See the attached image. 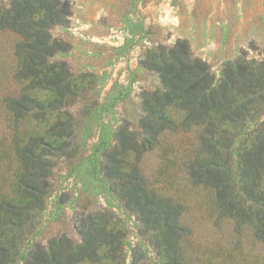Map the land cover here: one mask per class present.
<instances>
[{
  "label": "rangeland",
  "instance_id": "374dc122",
  "mask_svg": "<svg viewBox=\"0 0 264 264\" xmlns=\"http://www.w3.org/2000/svg\"><path fill=\"white\" fill-rule=\"evenodd\" d=\"M69 2L70 22L52 31L62 50L51 62L69 73L63 102L40 77L17 78L21 37L0 31V203L18 206L2 237L10 250L8 262L25 264L38 244L55 235L79 241L80 229L99 223L122 242L118 252L113 255L104 246L97 259L76 264H172L156 231L141 227L121 199L120 183L106 177L107 154L122 129L141 131L145 94L160 84L159 75L142 63L149 49L187 40L218 82L230 60H264V0ZM24 94L44 106L30 110L26 100L29 106L18 116L10 100ZM164 111L178 126L186 117L177 101ZM33 138H38L36 146ZM196 139L192 130H165L159 144L139 158L118 149L119 167L127 170L138 160L148 185L182 204L180 222L186 230L179 253L185 264H264V237L252 224L220 218L215 190L189 181L185 161L197 148ZM27 147H35L41 161L33 196L34 181L20 152ZM233 158L235 169L236 151ZM21 180L29 185L27 192ZM5 218L0 210L1 221Z\"/></svg>",
  "mask_w": 264,
  "mask_h": 264
},
{
  "label": "trees",
  "instance_id": "16d2710c",
  "mask_svg": "<svg viewBox=\"0 0 264 264\" xmlns=\"http://www.w3.org/2000/svg\"><path fill=\"white\" fill-rule=\"evenodd\" d=\"M71 13L69 0H0V31L11 30L21 37L16 44L21 57L17 78L40 77L41 84L47 82L57 90L59 102L65 96L68 71L59 72L51 62L62 50L52 31L58 25L67 26ZM142 63L159 75L160 84L145 94L141 131L122 129L116 135L117 145L107 154L106 177L120 183L121 199L135 212L141 227L156 231L168 262L185 264L179 253L186 230L180 222L182 204L148 185L138 160L122 170L117 152L118 149L125 155L133 152L139 158L159 144V136L165 130L179 127L192 130L196 133L197 148L185 161L189 181L215 190L220 218L252 224L256 235L263 238L264 192L260 185L264 176V60H249L245 56L230 60L217 82L210 65L194 55L187 40L179 39L174 45L159 44L149 49ZM43 75L49 76L48 79H43ZM26 100L31 102L30 110L44 106L26 94L15 97L10 106L18 116H23L29 106L25 105ZM175 101L186 111L179 126L166 118L164 111ZM36 141L38 138H33L31 144L36 146ZM234 151L238 156L235 169ZM20 152L34 181L33 196L41 161L35 147ZM20 182L27 192L29 185L24 180ZM16 209L18 206L11 202L0 203V210L7 217L5 222L0 219V264L10 263V250L4 246L6 239L2 237L5 227L13 224L8 223V218ZM79 234V241L55 235L47 244H38L25 264H76L97 259L104 246L114 255L120 248L117 244H122L113 230L99 223L83 227Z\"/></svg>",
  "mask_w": 264,
  "mask_h": 264
}]
</instances>
